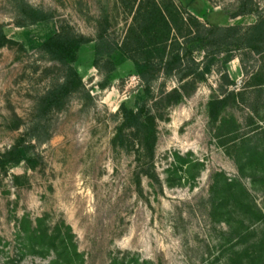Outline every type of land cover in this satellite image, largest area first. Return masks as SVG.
<instances>
[{
  "label": "rangeland",
  "instance_id": "obj_1",
  "mask_svg": "<svg viewBox=\"0 0 264 264\" xmlns=\"http://www.w3.org/2000/svg\"><path fill=\"white\" fill-rule=\"evenodd\" d=\"M153 1L178 7L184 33L197 28L191 16L247 28L264 13V0H0L10 40L0 47V153L22 137L34 144L31 163L0 169V264H48L54 252L41 255L30 238L37 227L70 235L78 264H264V54L187 43L205 79L182 78L186 59L145 96L134 62L147 53L136 39L112 73L102 59L95 66L96 48L136 33L140 2ZM23 3L51 19L19 26ZM244 7L253 13L238 15ZM64 31L90 39L74 63L82 85L35 129L39 99L67 72L42 43ZM183 86L190 95L181 101L162 99ZM123 103H147L155 115L153 157L132 128L115 143Z\"/></svg>",
  "mask_w": 264,
  "mask_h": 264
},
{
  "label": "trees",
  "instance_id": "obj_2",
  "mask_svg": "<svg viewBox=\"0 0 264 264\" xmlns=\"http://www.w3.org/2000/svg\"><path fill=\"white\" fill-rule=\"evenodd\" d=\"M253 13L249 8H242L238 15ZM21 22L19 26L33 25L38 22L51 19L52 13L42 8H37L28 3L20 6ZM258 21L255 24L245 28L241 25L231 26H207L197 17L191 16L196 23L195 31L188 29L187 33L181 30V24H186V18L180 12L178 7L174 6V10L168 11L162 8L156 1L148 3L140 2L135 16L139 26L127 36L121 45L116 47L110 43H101L96 48L95 66L100 67L98 61L104 60L109 66V73L116 70L118 65L123 64L131 58V44L129 38L136 39V48L147 53L143 60H135L134 70L146 85L144 95L152 96L151 86L163 74L165 77H172L177 71L185 69L186 59L190 61L191 66L182 74V78L195 76L199 80H204L207 70L201 69V64L192 56V52L185 48L187 43H195L197 47L209 52V46L216 48V52H221L222 47L235 46L241 50H250L251 53L264 54V13H258ZM176 31L177 35L171 37L172 31ZM180 36L183 40H180ZM9 38L4 29L0 27V47L9 42ZM90 42V39L82 34H74L72 32H57L50 35L43 43L42 47L51 56L64 64L66 67V75L63 82L57 84L39 99L38 109L39 118L35 129L44 128L42 119L44 114L52 110H60L64 108L69 95L82 85V78L75 68L74 63L78 59V54L83 45ZM109 48L106 50L105 47ZM105 49V50H104ZM243 63L244 59L240 58ZM107 83V82H106ZM105 87V84L101 85ZM190 95L186 91V87L173 88L170 91L162 92V99L174 98L181 101ZM157 103L158 100H155ZM121 112L123 123L115 136V143L124 144V128H132L139 136L140 143L143 145L146 153L153 157L155 153V143L157 139L155 130V115L144 103L137 108L128 107L122 104ZM36 141H43L42 138L33 134ZM48 139V135H47ZM34 148L31 141L22 137L10 148L0 153V169H5L8 164L18 163L21 161L32 162L33 158L30 154ZM41 222V219H39ZM68 229L72 231L71 227ZM39 240L40 250H36V246L32 244V249L41 255L54 252L48 264H78L81 256L76 244L72 241L70 235H64L60 228L54 232L48 233L46 230L37 227L30 235V238ZM47 241V242H46ZM47 243V244H46ZM50 244V245H48ZM4 264H17L15 260H10Z\"/></svg>",
  "mask_w": 264,
  "mask_h": 264
}]
</instances>
